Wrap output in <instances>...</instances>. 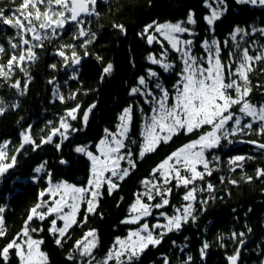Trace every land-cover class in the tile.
I'll return each instance as SVG.
<instances>
[{
    "label": "snow or ice",
    "instance_id": "obj_1",
    "mask_svg": "<svg viewBox=\"0 0 264 264\" xmlns=\"http://www.w3.org/2000/svg\"><path fill=\"white\" fill-rule=\"evenodd\" d=\"M14 2V0H13ZM98 0H20L19 5L10 13L0 8V25L16 29L17 42L9 39L12 49H20L19 54L15 52L7 60L6 64H0V78L7 79L14 68L24 72L23 64L26 61H35L36 48H43V41L50 38H58L68 27L74 28V39H80L91 35L92 39L84 43H92L96 39V33H90L84 25L85 17L98 15L96 12ZM237 5L264 8V0H234ZM215 5V7L213 6ZM204 6L210 9V13L203 17L207 31L212 33L211 39H204L200 43L202 54L194 52V40L182 39L184 34L195 37L194 29L197 20L195 13L189 11L185 20L159 23L153 21L147 24L140 35L146 38L149 45L154 42L160 44L159 54L149 53L147 60L151 65L158 66L163 73L174 75L175 82L167 87L161 80V72L153 68L147 69L146 75L137 79V86L129 91L130 96L142 97L143 103L125 107L118 116L115 131L105 129V135L94 146L95 151L89 150L88 146H77L74 151L87 157L90 162L89 174L85 184L77 185L62 180L53 182L51 173L46 172L42 177L33 176L32 182L39 183L45 179L46 187L38 192L36 202L28 210L27 217L21 230L8 239L0 247V261L8 264L10 252L14 251L19 264H49V257L41 246L45 243L43 238H34L33 233H42L45 229L32 227L33 221H48L47 229L53 237L57 247H63L66 238H70V229L73 226L83 227L88 222L89 215H94L99 207V201L103 197L104 186L107 185L108 195L119 187L118 181L129 177L136 168L137 160H143L146 155L154 153L162 144L170 143L174 137L197 134L195 139L180 146L167 155L150 172L149 177L141 180L142 191L134 194V200L129 205L128 214L121 220V224L135 225L127 230L123 238L116 237L112 246L102 261L96 264H136L139 257L149 247L160 245L167 233L179 231L184 224L191 220L195 222L194 213L199 210L207 211L206 205L209 199L215 196L198 199V194L215 192V186L206 177H211L217 169L213 164H218L220 157L216 150L237 142L247 143L255 149L264 153V143L258 140L237 141L234 137L255 134L264 137V99L258 104L253 103L249 97L253 93V84L250 76L256 71L255 65H264V45L256 54H250V47H242L241 41L245 36L259 33L264 37V28H252L248 30L236 26L229 39L223 42L215 38V24L227 11V0H204ZM122 33L126 32L123 25H113ZM31 36V39L26 38ZM240 37V39H237ZM35 42V43H34ZM165 42L168 47H165ZM255 43V42H253ZM27 45V47H23ZM84 46L83 44L81 45ZM71 48V57L64 51ZM224 49H228L227 58L222 56ZM6 52L0 46V54ZM170 52L176 53L174 59H169ZM56 55L61 57L66 66L71 59L72 65L80 63L75 45H61ZM88 53L85 52V56ZM50 67L56 68L53 64ZM113 70L111 63L102 69L101 80L110 75ZM264 73V67L260 68ZM27 75V73H25ZM52 83V81H49ZM23 95L27 90L28 83L25 82L21 89V82L16 81L11 85ZM259 89L264 85L257 84ZM57 94L58 89H57ZM264 97V91L261 92ZM72 99L75 98L73 94ZM61 102L65 97L59 95ZM3 105V101H0ZM144 105H147L145 110ZM18 105H11L15 108ZM91 105L83 112L82 121L86 125L89 113L95 108ZM134 109L141 116L139 139H133L131 132L133 128ZM6 107L0 106V115H3ZM80 105L67 110L66 116L61 117L59 128H53L51 134L42 137L40 143L31 136V131L21 133L22 142L16 152L24 149L25 145H31L32 150L40 148L42 144L53 143V137L60 135L61 143L69 137L67 133L77 131L69 120H76ZM63 129V131H61ZM11 141L0 144V177H4L13 169L17 163L16 155H9L8 145ZM61 143H56L57 150ZM133 145L138 149L133 150ZM253 159L252 156L236 155L229 158L231 171L243 168L245 160ZM122 162L127 167L122 166ZM46 163L34 169L36 174L44 172ZM61 164L67 161L61 160ZM264 177V169H256V178ZM253 177H246L251 182ZM225 178L220 177L224 183ZM199 182V183H198ZM229 183L235 185L236 180ZM174 189H184L181 200L184 202L179 206L170 205V198ZM84 207L83 217L81 208ZM173 207L174 212L168 215L165 211H159V217H163L166 223L159 220L151 227L147 222L148 217L153 216L154 211ZM198 206V207H197ZM251 211V209L249 210ZM5 208L0 207V240L8 236L4 217ZM103 214L101 213V216ZM51 218V219H49ZM58 221L62 222L58 226ZM157 229L163 231L157 232ZM251 232L252 229L248 228ZM245 233H232L234 242L242 246ZM175 243V242H173ZM98 246V234L96 229H89L80 239L73 244V252L67 256L69 261H76L77 257L90 258L81 260L80 264H93L95 256L93 250ZM224 246L223 244L221 245ZM209 244L204 242L200 249L203 258ZM240 258V247L234 254L227 257L228 264H238ZM189 256L184 264H190ZM165 264L168 259L165 257Z\"/></svg>",
    "mask_w": 264,
    "mask_h": 264
},
{
    "label": "trees",
    "instance_id": "obj_2",
    "mask_svg": "<svg viewBox=\"0 0 264 264\" xmlns=\"http://www.w3.org/2000/svg\"><path fill=\"white\" fill-rule=\"evenodd\" d=\"M19 3L20 0H0V8L10 13ZM227 5V11L215 24L214 35L219 41L228 40L229 33L236 26L248 30L249 33L252 28H264V8L237 5L234 0H227ZM189 11L195 13L197 23L188 27L193 28L197 35L190 37L184 34L182 37L193 39L194 52L200 55L203 52L200 48L201 41L211 39L213 35L206 30L208 26L203 20V17L210 13V9L204 6V0H98V15L84 18V27L90 30V33L97 34L92 43H84L92 39L91 35L74 39V28L70 26L58 38L44 40L43 48L34 49L37 59L26 61L23 64L24 72L14 68L9 78H0V101H3L0 106L6 107L5 113L0 115V144L11 141L8 153L17 156L16 166L4 177H0V207L5 208L3 215L8 232V236L0 240V247L21 230L28 210L36 202L38 192L46 187L45 179L34 183L31 179L33 176L43 177L46 172H50L53 182L65 180L77 185L86 183L90 162L86 156L76 153L74 149L77 146H88L89 150L95 151L94 146L104 137V130H116L117 118L122 110L137 102L143 103L142 97L129 95L130 89L137 86L138 77L146 75L147 69L153 68L161 72L162 82L171 87L176 77L163 73L162 69L151 65L147 60L149 53L159 54L160 44L154 42L149 45L140 33L154 20L159 23L185 20ZM113 25H123L126 32L122 33ZM12 38H15L13 42L19 39L16 29L0 25V46L6 49L5 53L0 54V64H6L14 52L17 55L20 52L19 48L14 50L10 47L9 39ZM26 38L31 39V36ZM61 45H75L77 56L80 57L78 65H72L69 59V65L66 66L63 59L55 54ZM261 45H264V37L259 33L245 36L241 41L242 47L251 46L250 54L253 55L259 51ZM23 47L26 48L27 45ZM165 47H168L166 42ZM64 51L70 58L72 49L65 48ZM227 51L228 49H224L222 52L225 59ZM85 52L88 53L87 56ZM175 56L176 53L170 52L169 59H174ZM109 63L113 65V70L101 80L102 69ZM53 64L56 65L55 69L50 67ZM261 67L264 65L256 64V71L250 76L254 90L249 99L257 104L264 99L261 96L264 89L255 87L257 84L264 85ZM16 81L21 82V89L25 82L28 83L23 95L11 87ZM57 89L59 95L65 97L64 102L60 101ZM73 94L74 99L70 98ZM14 104L18 106L11 107ZM77 104L80 105L78 118L69 120L77 131L69 130L67 140L61 143L62 138L57 134L53 137V143L42 144L35 151L31 145H25L24 149L16 152L22 142V132L30 129L32 138L36 143H40L41 138L51 134L53 128H59L61 117L66 116L67 110ZM93 104L96 106L89 113L85 125L82 121L83 112ZM144 107L147 110L148 106ZM140 121V113L134 109L130 134L133 139H139ZM196 135L174 137L170 143L162 144L156 152L146 155L143 160L138 159L131 175L123 181H118L119 187L113 190L111 195H108L105 185L96 214L89 215L88 222L83 227L73 226L69 230L70 238H66L63 247H57L53 237L49 235L48 221L42 225L39 221H33L32 227L42 226L45 229L42 233H33V237L44 239L45 243L41 248L48 254L49 264H80L82 259H90H67L73 252L75 241L89 229H96L98 234V246L93 250V264L102 261L116 237L123 238L129 228L136 227L121 224V220L128 214L129 205L135 198L134 194L142 191L141 180L149 177L151 170L167 155L189 140L195 139ZM234 139L258 140L264 143V137H258L254 133ZM56 143H61L59 150L55 147ZM132 147L134 151L138 150L135 145ZM215 154L220 157L219 163L213 164L217 170L211 177H206V180L215 186V192L198 194V199L216 197L209 199L207 211L197 210L194 213L197 217L195 222L190 220L179 231L167 233L162 243L156 247L149 246L136 264H165V257L168 264H184L189 256L192 258L190 264H228L227 257L233 255L237 247H240L238 264H264V177L256 178V169H264V153L250 144L237 142L216 150ZM236 155L252 156L253 159L245 160L243 168L231 171L233 166H230L228 161ZM62 159L67 163L61 164ZM45 162L47 163L44 172L36 174L34 169ZM122 166L127 167V164L122 162ZM222 176L225 178L224 183L220 182ZM248 176L253 177L251 182H247ZM230 180H236L238 183L233 185L229 183ZM183 194L184 189H174L170 205L179 206L184 203L181 200ZM84 207L86 206L81 208L80 219L83 217ZM159 211L172 215L174 209L169 206L154 211L153 216L146 218L150 227L157 220L165 222L163 217H159ZM61 224L58 221V225ZM248 228L252 231L249 232ZM233 232L237 233L238 238L240 232L245 233L242 237L245 243L242 246L233 241ZM204 242L209 244V248L202 258L200 249ZM0 264L3 262L0 261ZM8 264H19L14 251L10 252Z\"/></svg>",
    "mask_w": 264,
    "mask_h": 264
},
{
    "label": "rangeland",
    "instance_id": "obj_3",
    "mask_svg": "<svg viewBox=\"0 0 264 264\" xmlns=\"http://www.w3.org/2000/svg\"><path fill=\"white\" fill-rule=\"evenodd\" d=\"M182 39H184V38L182 37ZM159 222L162 223V224H163V223H166V221H165V222L159 221ZM61 223H62V222H61ZM58 226H59V225H58Z\"/></svg>",
    "mask_w": 264,
    "mask_h": 264
},
{
    "label": "water",
    "instance_id": "obj_4",
    "mask_svg": "<svg viewBox=\"0 0 264 264\" xmlns=\"http://www.w3.org/2000/svg\"><path fill=\"white\" fill-rule=\"evenodd\" d=\"M84 38V37H83Z\"/></svg>",
    "mask_w": 264,
    "mask_h": 264
}]
</instances>
